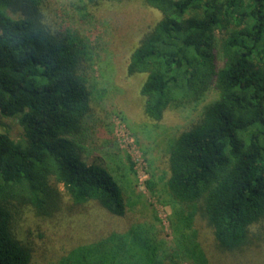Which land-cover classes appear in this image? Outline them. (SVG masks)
I'll return each instance as SVG.
<instances>
[{
    "label": "trees",
    "instance_id": "trees-1",
    "mask_svg": "<svg viewBox=\"0 0 264 264\" xmlns=\"http://www.w3.org/2000/svg\"><path fill=\"white\" fill-rule=\"evenodd\" d=\"M140 1L160 16L125 67L127 78L143 76L145 119L157 123L168 108L216 92L165 148L173 241L131 226L72 246L56 264H264V0ZM37 4L0 0V118L22 131L14 140L0 130V264H33L25 214L50 219L88 202L112 216L126 212L115 177L81 155L90 113L85 49L45 23ZM197 237H209V252Z\"/></svg>",
    "mask_w": 264,
    "mask_h": 264
},
{
    "label": "rangeland",
    "instance_id": "rangeland-1",
    "mask_svg": "<svg viewBox=\"0 0 264 264\" xmlns=\"http://www.w3.org/2000/svg\"><path fill=\"white\" fill-rule=\"evenodd\" d=\"M35 1L45 23L53 30H68L85 49L83 73L90 91V113L85 119L86 136L80 142L81 155L88 164L108 169L121 185L127 204L123 217L112 216L93 202L66 208L50 219L25 214L23 227L30 225L28 237L35 245L33 264H56L72 246L131 226L171 243L174 235L169 219L176 206L163 188L165 148L203 105L216 98V92L210 88L198 104L186 109L168 108L157 123L146 120L139 95L143 76L127 78L125 67L141 33L159 19L158 12L140 0L96 6L84 0ZM4 128L14 140L21 139V128L14 119L0 118V130ZM149 179L156 182L154 190L147 187ZM67 198L64 195L63 200ZM206 239L197 237L200 248L209 252L212 245ZM209 255L216 258L214 252Z\"/></svg>",
    "mask_w": 264,
    "mask_h": 264
}]
</instances>
